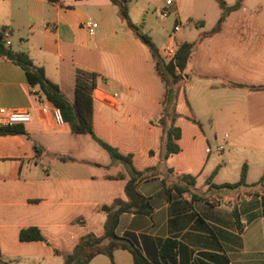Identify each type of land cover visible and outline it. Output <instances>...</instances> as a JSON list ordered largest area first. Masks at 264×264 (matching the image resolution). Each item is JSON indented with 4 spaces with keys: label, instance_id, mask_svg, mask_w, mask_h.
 Here are the masks:
<instances>
[{
    "label": "crops",
    "instance_id": "0c3cea01",
    "mask_svg": "<svg viewBox=\"0 0 264 264\" xmlns=\"http://www.w3.org/2000/svg\"><path fill=\"white\" fill-rule=\"evenodd\" d=\"M171 7L178 12L180 2L173 0ZM129 13L136 23L131 6ZM87 20L98 21L94 34L87 31ZM3 27L10 29L9 45L13 37L18 38L19 48L14 50L29 52L71 101L77 69L98 73L93 90L96 133L122 153H132L137 169L155 168L139 186L151 197L153 214L124 212L119 234L135 233L144 253L161 264H264V159L261 165L246 159L250 186H211L238 181L241 169L238 176L225 180L219 176L227 165H209L194 175L191 191L173 190L167 195L166 187L181 183L180 176L191 170L162 165L158 148L164 132L158 119L165 90L161 97L146 94L142 68L149 77L159 72L149 48L126 28L116 4L111 0H0ZM181 29L171 34L176 43L198 40L180 87L193 119L230 123L238 136L250 139L251 149L264 154V89L253 88L264 85V0H244L213 34L178 40L175 34ZM0 107L31 113L24 122L29 136L0 135V261L62 264L58 251H70L87 232L103 234L106 212L101 206L126 197L129 173L121 162L102 163L85 153L89 135L73 134L67 124L55 127L52 113L42 111L25 71L1 56ZM260 178L263 184L252 185ZM29 225L39 226L45 239L21 241L19 232ZM1 233L10 234V246L1 244ZM166 238L176 239L178 246L173 258L165 260L159 251L160 241ZM89 264L134 261L130 251L116 249L113 261L98 254Z\"/></svg>",
    "mask_w": 264,
    "mask_h": 264
},
{
    "label": "trees",
    "instance_id": "16d2710c",
    "mask_svg": "<svg viewBox=\"0 0 264 264\" xmlns=\"http://www.w3.org/2000/svg\"><path fill=\"white\" fill-rule=\"evenodd\" d=\"M57 2L58 0H49ZM117 5L119 15L123 20L127 29L131 30L137 38L147 45L151 55L153 56L156 68L161 75L165 85V94L162 100L163 110L159 117V124L163 127V140L160 150V158L166 160L171 154L181 151L179 140L182 136L181 127L175 122L179 117L176 111L177 89L181 86L184 78L185 68L187 63L193 56L196 41H183L177 44L176 55L174 61H166L160 52V49L154 44L151 37L141 33L139 27L133 22L129 9V0H111ZM221 7V14L216 22V25L207 33L213 34L218 32L226 17L235 10L240 9L244 0H236L233 4H228L226 0H217ZM202 37V35L200 36ZM5 36L2 28L0 29V56L19 65L24 71L33 88L35 94H39L48 100L52 105L61 109L65 124L68 125L73 134H87L97 144L104 148L110 155L112 161H118L125 165L129 178L125 184V198L116 197L110 204H103L101 209L106 212L104 222V232L102 235H96L93 232L83 234L78 242L70 251L60 252L63 257L62 264H89L93 257L98 254H106L110 259L114 260V251L116 249H126L131 252L134 264H161L147 256L141 247L138 236L130 231L124 234H119L117 228L120 222V217L124 212L142 213L151 216L155 210V205L151 197L144 195L139 186L141 182L150 178L154 173V167H148L139 170L134 166L133 154L122 153L116 146L102 139L95 131L93 125V90L97 85L99 74L94 71L78 68L76 71L74 100L71 101L62 92L59 85L51 80L43 66L37 65L29 52L22 50H14L10 45L6 44ZM239 84V83H237ZM241 85V84H239ZM254 89H264V85H253ZM26 135L29 133L24 122H16L13 124L0 123V135ZM35 150L38 146L34 145ZM247 163L242 164L240 178L236 182H225L220 185L211 184L217 187L239 188L241 186H250L246 181L247 178ZM216 170L208 177V183L214 176ZM120 177L125 178L124 174ZM181 183H175L171 187H166L167 195H171L172 191L182 194L191 191L189 186H194L196 178L191 174H183L180 176ZM185 182V184L183 183ZM263 184V178H260L252 185ZM21 241H37L44 240L45 236L37 225H29L23 227L19 232ZM178 246V241L173 238H166L160 241V255L165 258H173L175 249ZM1 255V250H0ZM166 260V259H165Z\"/></svg>",
    "mask_w": 264,
    "mask_h": 264
},
{
    "label": "rangeland",
    "instance_id": "374dc122",
    "mask_svg": "<svg viewBox=\"0 0 264 264\" xmlns=\"http://www.w3.org/2000/svg\"><path fill=\"white\" fill-rule=\"evenodd\" d=\"M178 1L180 2L178 12L170 6L168 8L169 15L163 16L161 10L165 7V0H129L135 14L136 25L141 33L151 37L154 44L160 49L161 55L169 36L174 32L176 24L182 27L181 31L175 34L176 39L195 40L200 34L210 31L216 25L221 14V8L217 0ZM195 19L200 20V22L196 23ZM13 41L11 47L18 49L19 39L13 37ZM178 43L179 41L175 43L176 46ZM142 73L145 75L142 77V82L146 94L161 97L165 90L161 76L156 74L149 77L145 68H142ZM141 87L143 90L142 85ZM180 87H176V111L181 114H179L175 124L182 129L180 140L182 151L170 156L169 161L164 160L162 165L185 167L187 170L190 169L191 174L196 176L205 171L209 165H219L220 168L227 165L219 176V179L225 180L238 176L241 169L240 165L247 162L248 157L253 160V165H261L264 154L261 151L251 149L250 139L246 135L238 136L234 130L235 127L230 126V123L213 122L209 119L201 122L195 121L184 97V91ZM158 126L161 127L159 124ZM226 132L228 133L227 138L225 137ZM219 145L223 149L218 150ZM158 149L160 151L161 147ZM85 153L92 155L102 163H106L111 159L109 153L93 139L90 140ZM210 193L207 192L206 194L210 195ZM12 241L10 234H5L4 237L1 233V244L4 247L10 246ZM11 259L15 262L13 258ZM0 264H2L1 261Z\"/></svg>",
    "mask_w": 264,
    "mask_h": 264
},
{
    "label": "built area",
    "instance_id": "2783aa9c",
    "mask_svg": "<svg viewBox=\"0 0 264 264\" xmlns=\"http://www.w3.org/2000/svg\"><path fill=\"white\" fill-rule=\"evenodd\" d=\"M173 0H166L165 7L161 10L163 16L169 15L168 8L172 5ZM99 26L98 21L95 20H87L85 22V27L90 34H94ZM180 29V25L176 24L174 26V31H178ZM10 29L8 27H3L2 32L5 36L6 44H10V40L8 38ZM176 40L173 35L169 36L168 41L164 45L162 57L166 61H174L176 55ZM39 99V103L42 111L48 112L50 111L53 115L55 127L61 128L65 125V120L61 109L57 106L52 105L48 100L42 97L39 94H36ZM31 119V113L25 109H6L4 107H0V123L2 124H13L16 122H27ZM217 149H223L221 145L217 147Z\"/></svg>",
    "mask_w": 264,
    "mask_h": 264
}]
</instances>
